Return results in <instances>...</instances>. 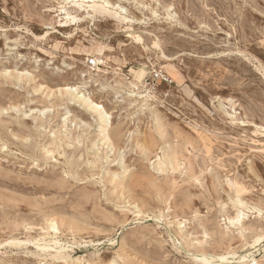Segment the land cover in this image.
Instances as JSON below:
<instances>
[{"label":"rangeland","instance_id":"obj_1","mask_svg":"<svg viewBox=\"0 0 264 264\" xmlns=\"http://www.w3.org/2000/svg\"><path fill=\"white\" fill-rule=\"evenodd\" d=\"M119 3L0 0V264H264V0Z\"/></svg>","mask_w":264,"mask_h":264},{"label":"bare ground","instance_id":"obj_2","mask_svg":"<svg viewBox=\"0 0 264 264\" xmlns=\"http://www.w3.org/2000/svg\"><path fill=\"white\" fill-rule=\"evenodd\" d=\"M119 1H121V0H55V2L62 8L61 13L64 14V16L58 15L62 22L64 20H70L73 23H77V22L83 21L86 17H89L90 19H94L95 16H97V14H99V15L107 14V15L112 16L114 19L118 20L119 22L126 23L128 25V27H131V25L136 21V19L134 16H132L129 13L127 8H125L124 6H121ZM69 6H71L72 8H75L76 11H78V12H85L86 17L85 16L82 17V16L72 14L68 10ZM168 17H170V19H174V16H172L171 14H169ZM105 49H106V47H104V46L99 47L98 52H97L98 57L96 58L97 64L104 63ZM35 51L40 53V52H44L45 49H43V47H41V46L40 47L35 46ZM88 60H89V58L87 59V61ZM130 84H132L133 86H136L134 81H130ZM66 89L69 92H73L72 87H67ZM75 90H77V88H75ZM73 99L81 100V102L86 107L94 110L101 117L102 120L103 119L105 120V118L108 117V114L105 111L103 106L94 102L92 99H89L88 97L84 96L83 94H75ZM230 108L233 111V114L230 115L231 118L233 120H239L242 124L246 125V122L241 121L240 117H238V115H237L238 112L236 111L235 106L231 105ZM108 140H109V138H108ZM55 148L60 149L61 147L55 146ZM49 152L51 153V156L53 157V154L55 152L54 149H49ZM240 204H242V201L240 202ZM243 216H245V214L242 211H240V213L238 215L239 219L243 218ZM50 228L52 230H54L55 232L58 229L56 223H54V222L50 223ZM42 241H44L43 244H40V241H38L36 243L37 248L46 252L47 254H49L50 257L57 258V257L61 256L64 259L69 257L68 254L64 255V253L63 254L60 253V251L64 248H63L62 243L59 240H57L56 237H54V239L50 240L49 242H46L45 238H43ZM19 242L22 243L21 241H19ZM202 260L205 264H212L213 263L212 257L208 258L207 256L203 255ZM214 261H221V264H222V262L224 263V261H227V257L226 256H220L218 259H215ZM241 261H242V259H241ZM219 264H220V262H219Z\"/></svg>","mask_w":264,"mask_h":264},{"label":"built area","instance_id":"obj_3","mask_svg":"<svg viewBox=\"0 0 264 264\" xmlns=\"http://www.w3.org/2000/svg\"><path fill=\"white\" fill-rule=\"evenodd\" d=\"M88 67H94L97 65V60L95 58H89V60L87 61L86 64ZM155 74H153V79L155 80H159L160 82H170L169 78L161 73V72H154Z\"/></svg>","mask_w":264,"mask_h":264}]
</instances>
